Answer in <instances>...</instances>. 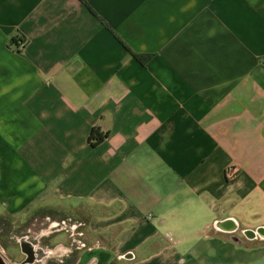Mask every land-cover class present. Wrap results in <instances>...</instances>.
<instances>
[{
	"label": "crops",
	"instance_id": "crops-1",
	"mask_svg": "<svg viewBox=\"0 0 264 264\" xmlns=\"http://www.w3.org/2000/svg\"><path fill=\"white\" fill-rule=\"evenodd\" d=\"M38 217L64 264H264V0H0V230Z\"/></svg>",
	"mask_w": 264,
	"mask_h": 264
},
{
	"label": "flooded vegetation",
	"instance_id": "flooded-vegetation-1",
	"mask_svg": "<svg viewBox=\"0 0 264 264\" xmlns=\"http://www.w3.org/2000/svg\"><path fill=\"white\" fill-rule=\"evenodd\" d=\"M38 221L39 220H36V223H32L31 226L34 227L33 230L28 228L27 234L23 235L21 238L17 237V241L19 244H20V241H22L23 239L34 244L35 254L27 256L22 253L23 258L20 261L13 262L12 260H10V262H12L13 264H51V263L52 264H55V263L64 264L66 258H68V257H65L64 255L65 247L62 245H57L54 247L49 244V240L52 239V236L56 235L55 234L56 232L51 225L53 223L57 224L61 222L62 220L52 219L51 217H45V219L41 221L42 223L39 226L37 225ZM37 227H39L38 230H36ZM241 233H242L243 238L247 239L243 231ZM26 250L28 251L27 248ZM40 254L44 256L41 259H40V256H41ZM31 261L32 263H30Z\"/></svg>",
	"mask_w": 264,
	"mask_h": 264
},
{
	"label": "rangeland",
	"instance_id": "rangeland-1",
	"mask_svg": "<svg viewBox=\"0 0 264 264\" xmlns=\"http://www.w3.org/2000/svg\"><path fill=\"white\" fill-rule=\"evenodd\" d=\"M38 218L40 219V217ZM39 219H36V220H39ZM44 219H40L37 222V225L39 226L42 223L41 221H43ZM24 223L25 224H22V221H19L18 223L19 227H17L16 225H12V223H9V224L4 225L2 231L0 230V243L3 249L5 250L6 254L9 256L10 260H12L13 262H18L23 258L22 248H21V245L17 241V237L21 238L23 235L27 234L28 228L33 230L34 227H32L31 225L32 223H36V222L32 221L31 218H29V220L25 219ZM38 229L39 227H37L36 230ZM68 237L69 236H67L65 233L56 234L52 236V243L58 244V245L66 244L68 242ZM86 237L87 235L85 234L84 238L86 239Z\"/></svg>",
	"mask_w": 264,
	"mask_h": 264
},
{
	"label": "built area",
	"instance_id": "built-area-1",
	"mask_svg": "<svg viewBox=\"0 0 264 264\" xmlns=\"http://www.w3.org/2000/svg\"><path fill=\"white\" fill-rule=\"evenodd\" d=\"M149 218L151 219L152 216H149ZM51 226L54 228L56 232L55 234L67 233L69 236V239L71 240L72 248H70L68 253H67L68 250L67 251L64 250L65 257H67L68 254L74 249L81 248L82 246L85 245V243H83L82 241L85 235L84 232L82 231L83 223L72 222V220H62L61 222L57 224L53 223ZM8 260L10 261L9 258Z\"/></svg>",
	"mask_w": 264,
	"mask_h": 264
},
{
	"label": "water",
	"instance_id": "water-1",
	"mask_svg": "<svg viewBox=\"0 0 264 264\" xmlns=\"http://www.w3.org/2000/svg\"><path fill=\"white\" fill-rule=\"evenodd\" d=\"M229 220V219H228ZM228 220H225V221H219L217 224H221V223H224ZM215 225V227H216ZM243 233L246 235V238L247 239H253L255 237H258L259 235H262L264 234V228H261V229H258V230H246V231H243ZM20 245H21V248H22V253L24 255H27V256H30V255H34L35 253V246L34 244L28 242L27 240L23 239L22 241H20ZM26 248L28 249V251L26 250ZM41 255V254H40ZM48 255V254H46ZM44 256L41 255L40 256V259L43 258ZM135 256L133 253H128L126 255H121L119 257L120 260H127V261H132L134 260ZM32 263V261L30 262ZM0 264H13L12 262H10L7 258V254L5 252V250L3 249L2 245L0 244Z\"/></svg>",
	"mask_w": 264,
	"mask_h": 264
},
{
	"label": "trees",
	"instance_id": "trees-1",
	"mask_svg": "<svg viewBox=\"0 0 264 264\" xmlns=\"http://www.w3.org/2000/svg\"><path fill=\"white\" fill-rule=\"evenodd\" d=\"M15 42V39L12 40V43ZM131 54L136 57L142 64H147L148 60L150 59L149 57H145L142 55H137L131 52ZM106 136L102 134L99 129H94L92 132V135L90 137V142L92 146H97L100 144V142L105 138Z\"/></svg>",
	"mask_w": 264,
	"mask_h": 264
}]
</instances>
